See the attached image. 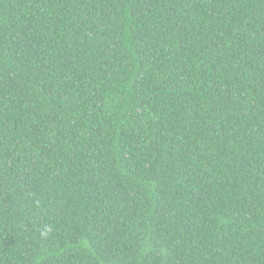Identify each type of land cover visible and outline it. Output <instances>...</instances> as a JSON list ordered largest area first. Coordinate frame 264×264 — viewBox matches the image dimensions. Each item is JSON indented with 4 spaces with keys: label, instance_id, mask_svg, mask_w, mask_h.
Listing matches in <instances>:
<instances>
[{
    "label": "trees",
    "instance_id": "16d2710c",
    "mask_svg": "<svg viewBox=\"0 0 264 264\" xmlns=\"http://www.w3.org/2000/svg\"><path fill=\"white\" fill-rule=\"evenodd\" d=\"M0 264H264V0H0Z\"/></svg>",
    "mask_w": 264,
    "mask_h": 264
}]
</instances>
